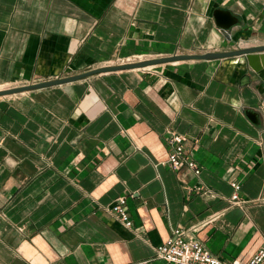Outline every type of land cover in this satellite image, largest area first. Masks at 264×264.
<instances>
[{"label": "crops", "instance_id": "0c3cea01", "mask_svg": "<svg viewBox=\"0 0 264 264\" xmlns=\"http://www.w3.org/2000/svg\"><path fill=\"white\" fill-rule=\"evenodd\" d=\"M216 7L239 23L217 26ZM229 35L264 44V0H0V89ZM173 131L200 174L167 164ZM233 180L250 202L229 205ZM120 196L131 226L109 209ZM193 226L223 260L264 245L263 66L181 60L0 96V264H171L155 247Z\"/></svg>", "mask_w": 264, "mask_h": 264}, {"label": "built area", "instance_id": "2783aa9c", "mask_svg": "<svg viewBox=\"0 0 264 264\" xmlns=\"http://www.w3.org/2000/svg\"><path fill=\"white\" fill-rule=\"evenodd\" d=\"M134 62L127 57L122 63ZM144 68V67H143ZM12 87V86H10ZM188 137L180 132L173 131L168 136L170 151L168 153L167 164L174 170L187 167L195 174L202 171L201 164L186 151V141ZM233 193L225 197L230 206L242 205L244 202H250L241 194L242 182L233 180L231 182ZM202 194L216 197L217 194L209 189L197 187ZM261 201V200H260ZM127 198L120 196L115 203L109 208L126 226L132 225V219L127 210ZM192 228V229H191ZM196 227L187 229L175 228L172 230L170 237L162 244L155 247V256L171 264H242L234 260L227 261L214 254L205 244L195 235ZM244 264H264V245H262Z\"/></svg>", "mask_w": 264, "mask_h": 264}, {"label": "water", "instance_id": "95a60500", "mask_svg": "<svg viewBox=\"0 0 264 264\" xmlns=\"http://www.w3.org/2000/svg\"><path fill=\"white\" fill-rule=\"evenodd\" d=\"M213 17L215 19L216 25L222 28L225 31L230 30L233 26L239 23V18L234 12L227 8L216 7L213 10ZM245 56L250 64V66L259 70L264 67V44L254 45V46H244L235 49H227L221 51H207L203 53H177L171 54L167 56H160L149 58L145 60H140L136 62H127L122 64H114V65H103L95 68H91L79 73L60 76L53 79H47L43 81L21 84L17 86H12L8 88L0 89V96L19 93L27 90L38 89L42 87H49L58 84L73 82L96 73L105 72V71H116V70H124V69H134V68H142L149 65L159 64V63H167V62H175L181 60H194V59H220V58H229L234 56ZM260 60V63H259ZM247 114L254 120L256 117V112L247 111Z\"/></svg>", "mask_w": 264, "mask_h": 264}, {"label": "rangeland", "instance_id": "374dc122", "mask_svg": "<svg viewBox=\"0 0 264 264\" xmlns=\"http://www.w3.org/2000/svg\"><path fill=\"white\" fill-rule=\"evenodd\" d=\"M229 39L232 40V42L229 43V45L227 46L229 48H227V49H235V48L244 47V46H240L235 40H233L231 35H229ZM227 49H225V50H227ZM210 51H221V50H210ZM177 53H180V52H174L172 54H177ZM201 53H203V52H201ZM167 55H171V54H166V55H161L160 53H158V54L157 53L131 54V55H127V56H120L117 59L111 60L109 62H105V63L102 64V66L103 65L122 64V62L124 60H126L127 57H130L131 60H134V62H136V61H140V60H145V59L154 58V57H160V56H167ZM152 66L153 65H149V66H146L144 68L142 67V68H137V69H140V70L141 69H149V68H152ZM66 75H70V74H66ZM2 86H0V88H2Z\"/></svg>", "mask_w": 264, "mask_h": 264}]
</instances>
